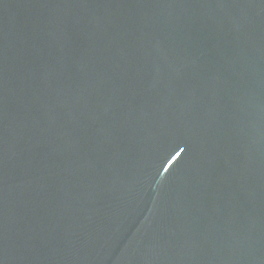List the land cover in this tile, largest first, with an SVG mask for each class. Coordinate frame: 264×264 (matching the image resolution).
Returning a JSON list of instances; mask_svg holds the SVG:
<instances>
[{"label": "water", "instance_id": "water-1", "mask_svg": "<svg viewBox=\"0 0 264 264\" xmlns=\"http://www.w3.org/2000/svg\"><path fill=\"white\" fill-rule=\"evenodd\" d=\"M0 264H264V0H0Z\"/></svg>", "mask_w": 264, "mask_h": 264}]
</instances>
